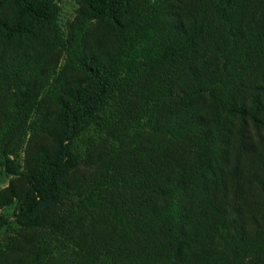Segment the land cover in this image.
I'll return each instance as SVG.
<instances>
[{
  "label": "trees",
  "instance_id": "1",
  "mask_svg": "<svg viewBox=\"0 0 264 264\" xmlns=\"http://www.w3.org/2000/svg\"><path fill=\"white\" fill-rule=\"evenodd\" d=\"M61 1L0 0V264H264V0Z\"/></svg>",
  "mask_w": 264,
  "mask_h": 264
},
{
  "label": "rangeland",
  "instance_id": "2",
  "mask_svg": "<svg viewBox=\"0 0 264 264\" xmlns=\"http://www.w3.org/2000/svg\"><path fill=\"white\" fill-rule=\"evenodd\" d=\"M76 6L75 0H62L61 1V17L63 19L70 17L73 12L74 8ZM10 178V175L2 168H0V188L7 184L8 180ZM2 212L6 213L7 215L10 216L11 219H13L12 215V205L6 206L2 209ZM11 232L10 230H5L3 231L2 237H5L8 235V233ZM2 242H0V247H1Z\"/></svg>",
  "mask_w": 264,
  "mask_h": 264
}]
</instances>
